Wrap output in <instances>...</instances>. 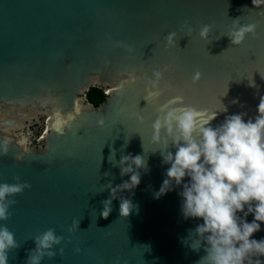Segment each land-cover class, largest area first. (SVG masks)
<instances>
[{"label": "water", "instance_id": "1", "mask_svg": "<svg viewBox=\"0 0 264 264\" xmlns=\"http://www.w3.org/2000/svg\"><path fill=\"white\" fill-rule=\"evenodd\" d=\"M237 19L257 25L239 46L227 36ZM185 21L190 35L181 31ZM204 25H212L207 40L199 35ZM173 31L178 46L166 48ZM166 65L159 95H149L148 79ZM197 70L203 77L193 84ZM93 88L106 95L99 107L88 100ZM261 97L264 5L252 0H0V153L8 148L0 154V183L19 176L31 184L10 197L17 203L0 221L19 244L9 264H27L34 237L49 228L65 239L42 264H196L206 246L186 244L203 220L184 219L182 185L154 198L170 167L162 163L163 143L152 141L157 108L190 106L198 123L217 113L216 127L234 114L254 120ZM128 154L144 155L150 172L140 170L134 195L117 193L104 219L102 201L111 195L104 186L130 180L112 163ZM121 196L138 205L128 217L120 216ZM74 220L79 228L69 233ZM252 238L264 239V223Z\"/></svg>", "mask_w": 264, "mask_h": 264}, {"label": "clouds", "instance_id": "2", "mask_svg": "<svg viewBox=\"0 0 264 264\" xmlns=\"http://www.w3.org/2000/svg\"><path fill=\"white\" fill-rule=\"evenodd\" d=\"M252 3L260 7L264 5V0H252ZM233 22L232 30L227 34L232 45L239 46L249 34H256V24L241 26L240 19ZM185 29L189 35L193 31L188 21L184 22L181 31ZM211 30L212 25H204L199 32L200 37L207 40ZM165 40L166 48L177 47V32L169 33ZM125 48L132 51L130 46ZM168 70L166 65L163 70L153 71L147 83L149 95H159L161 82ZM202 77L203 74L197 70L192 76V83H198ZM250 83L255 86L253 80ZM223 106V111H219L227 112V107ZM157 112L152 124V141L163 143L165 151L160 153L162 163L170 167L154 198L159 199L182 185L179 195L182 197L184 219L203 220L189 232L195 233L196 240L186 244L187 237L183 241L194 251L206 246V255L196 264H264V260L260 259L264 257V239L252 238L261 231V224L264 223V97H261L259 115L254 120L245 121L246 113L234 114L227 116L216 127H212L210 122L217 113L210 121L198 123L197 110L190 106L180 108L170 102L160 105ZM137 118L141 122L144 120L143 116ZM98 123L101 127L104 125L103 120ZM170 146L175 148V153L169 151ZM7 151L8 148L4 147L0 154ZM112 164L120 168L121 176L130 174V180L115 187L112 183L104 186V190H111L110 198L102 201L100 215L104 219L111 214L112 201L117 198V193L129 191L134 195L133 190L141 183L140 170L143 169L144 174L150 172L142 154L124 155L119 162ZM186 177L190 178L187 183ZM14 179L17 181L14 184L0 183V221H7L12 215L10 209L17 201L10 197L31 188V184L21 182L19 176ZM134 207L138 210V205H134L131 199L120 197L121 217H128ZM238 213H244V218ZM249 214L254 215L252 222L246 219ZM79 225L80 221L74 220L68 232L74 233ZM64 239L56 234L54 228L36 235L35 248L29 253L27 264H42L45 257L55 258L57 252L53 249ZM18 247L15 234L6 224H0V264H9V253ZM59 254L63 256L64 248L59 249Z\"/></svg>", "mask_w": 264, "mask_h": 264}, {"label": "trees", "instance_id": "3", "mask_svg": "<svg viewBox=\"0 0 264 264\" xmlns=\"http://www.w3.org/2000/svg\"><path fill=\"white\" fill-rule=\"evenodd\" d=\"M88 100L95 107H99L106 100L105 92L103 90L93 88L88 93Z\"/></svg>", "mask_w": 264, "mask_h": 264}, {"label": "flooded vegetation", "instance_id": "4", "mask_svg": "<svg viewBox=\"0 0 264 264\" xmlns=\"http://www.w3.org/2000/svg\"><path fill=\"white\" fill-rule=\"evenodd\" d=\"M42 133H43V130H42V128H40V129L35 133V135H42Z\"/></svg>", "mask_w": 264, "mask_h": 264}]
</instances>
